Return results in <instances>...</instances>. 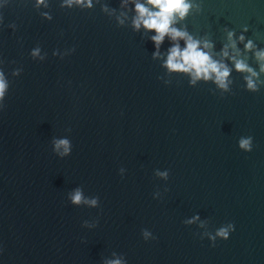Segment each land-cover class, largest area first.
<instances>
[{
    "label": "water",
    "instance_id": "1",
    "mask_svg": "<svg viewBox=\"0 0 264 264\" xmlns=\"http://www.w3.org/2000/svg\"><path fill=\"white\" fill-rule=\"evenodd\" d=\"M103 2L119 11V0ZM34 4L0 7L2 66L9 74L23 67L9 77L0 111V264H102L113 251L128 264H264V86L247 91L234 70L231 93L192 87L101 5L67 9L49 0V21ZM185 23L217 49L225 25H247L264 47V0H202ZM37 44L45 61L29 55ZM72 47L64 58L52 55ZM241 135L253 137L252 151L238 147ZM57 137L72 141L70 156L53 152ZM156 168L170 170L168 181ZM76 187L100 207L72 205L67 193ZM196 212L212 231L233 222L230 239H201L203 229L183 223ZM84 219L97 227L84 228ZM145 228L156 239L145 241Z\"/></svg>",
    "mask_w": 264,
    "mask_h": 264
},
{
    "label": "clouds",
    "instance_id": "2",
    "mask_svg": "<svg viewBox=\"0 0 264 264\" xmlns=\"http://www.w3.org/2000/svg\"><path fill=\"white\" fill-rule=\"evenodd\" d=\"M4 4L5 0H0V7ZM98 4L101 5L103 12L115 17L117 24L130 23L135 32L146 36L153 45L152 58L160 61L161 67L167 74L186 76L188 84L192 87L201 82L211 83L221 95L231 93L234 70L243 74L244 88L247 91L258 92L264 86V79L261 78L264 74V47L259 46L253 38L246 35L249 32L247 25H243L239 32L225 25L223 27L225 39L219 49H217L216 41L207 32L194 35L189 30L185 21L194 13L201 12L202 0H119V11L115 7H110L108 3H104L103 0H60V7L67 9H93ZM34 7L42 10L44 19L52 20L51 13L44 11L49 7V0H35ZM3 23L4 18L0 16V24ZM8 27L15 31L17 25L13 22ZM75 50V47L64 50L54 49L52 55L64 58ZM29 55L33 60L45 61L48 54L37 44L31 48ZM252 59L255 60L256 67L250 62ZM2 65L3 61L0 60V111L5 107V98L10 90L9 77H19L23 72L21 66L13 68L9 74ZM157 78L165 85L172 83L165 76ZM237 144L241 150L250 152L253 149V137L241 135ZM52 150L59 158L68 157L72 154V141L67 137L54 138ZM126 171L124 167L119 169L122 177ZM153 174L162 181H168L170 170L156 168ZM167 191L165 186L163 192ZM152 196L154 199L162 198L161 190L157 189ZM67 200L78 207L81 205L100 207V198L85 195L80 187L68 192ZM183 223L203 229L197 235L201 239L206 237L213 245L218 239H230L235 231L233 222L224 223L216 227L214 231L209 230V220H202L199 212L186 217ZM97 224L96 219L82 221V226L87 229H94ZM141 235L145 241L156 239L154 233L147 228L142 229ZM102 264H128V260L123 253L113 251L110 257L102 258Z\"/></svg>",
    "mask_w": 264,
    "mask_h": 264
}]
</instances>
